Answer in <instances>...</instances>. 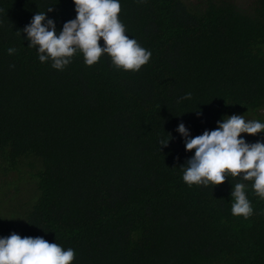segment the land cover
I'll return each mask as SVG.
<instances>
[{"label": "trees", "instance_id": "obj_1", "mask_svg": "<svg viewBox=\"0 0 264 264\" xmlns=\"http://www.w3.org/2000/svg\"><path fill=\"white\" fill-rule=\"evenodd\" d=\"M119 3L126 34L151 52L139 71L107 54L87 66L77 53L62 71L41 63L17 30L45 11L58 34L73 0H0V166L13 171L0 237L41 236L72 248V264H264V200L227 173L189 187L194 150L176 131L194 137L233 114L264 123V0ZM240 135L264 143V131ZM14 170L34 184L15 208ZM241 182L247 219L231 212Z\"/></svg>", "mask_w": 264, "mask_h": 264}, {"label": "clouds", "instance_id": "obj_2", "mask_svg": "<svg viewBox=\"0 0 264 264\" xmlns=\"http://www.w3.org/2000/svg\"><path fill=\"white\" fill-rule=\"evenodd\" d=\"M73 3L76 17L66 21L58 34L54 20L48 18L45 11L36 12L29 24L17 30L19 36L21 31L26 33L28 47L36 48L41 63L51 61L54 69L62 71L77 53L83 54L87 66L95 65L107 54L116 68L139 71L150 61V50L129 38L126 26L118 19L119 0H73ZM47 11L53 8L49 6ZM101 38L103 47L99 43ZM7 51L12 55L17 49L10 47ZM190 98V93L181 97L182 100ZM200 114L198 111L197 115ZM216 124L215 129H205L194 137L182 122L178 124L176 131L184 138L185 151L194 150L182 165L185 166L184 182L189 187L218 186L225 181L227 173L241 181L252 182L255 195L264 200V143L259 140L249 143L240 135H256L264 131V123L246 121L242 115L233 114L217 120ZM169 139L170 133L159 146L167 147ZM246 187L243 182L237 183L231 191L232 215L245 219L254 212ZM74 258L72 248L65 250L41 236L21 237L12 232L0 237V264H72Z\"/></svg>", "mask_w": 264, "mask_h": 264}, {"label": "rangeland", "instance_id": "obj_3", "mask_svg": "<svg viewBox=\"0 0 264 264\" xmlns=\"http://www.w3.org/2000/svg\"><path fill=\"white\" fill-rule=\"evenodd\" d=\"M25 159H22V161L20 162H17L16 166L18 168L21 169H25ZM1 167H2V164L0 166V190H4L3 193H8L9 192V187H7L10 182H11V179L10 177H12V172L11 170H8L6 173L3 171V169L1 170ZM24 179V175H22L21 173H19L17 170H14V173H13V181L14 183L13 184H17L18 186V194H17V197H13L12 198V206L13 208L15 207H18V203H22L25 202L27 200V197L29 198V194H31V189H32V192L34 191L33 190V186L34 184L32 183V181H28V180H23ZM23 180V181H22ZM22 181V182H21ZM8 204V201L7 200H3L1 203H0V207H5L6 205Z\"/></svg>", "mask_w": 264, "mask_h": 264}]
</instances>
